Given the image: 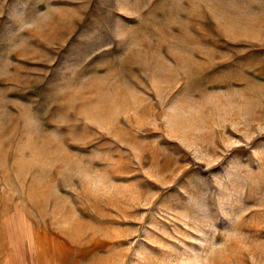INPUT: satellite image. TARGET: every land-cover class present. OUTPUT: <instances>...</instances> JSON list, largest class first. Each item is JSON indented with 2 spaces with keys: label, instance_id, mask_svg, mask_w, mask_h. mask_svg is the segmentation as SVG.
<instances>
[{
  "label": "rangeland",
  "instance_id": "obj_1",
  "mask_svg": "<svg viewBox=\"0 0 264 264\" xmlns=\"http://www.w3.org/2000/svg\"><path fill=\"white\" fill-rule=\"evenodd\" d=\"M0 264H264V0H0Z\"/></svg>",
  "mask_w": 264,
  "mask_h": 264
}]
</instances>
